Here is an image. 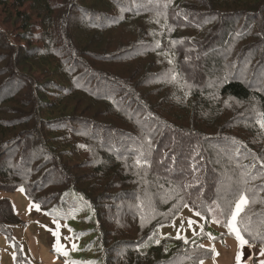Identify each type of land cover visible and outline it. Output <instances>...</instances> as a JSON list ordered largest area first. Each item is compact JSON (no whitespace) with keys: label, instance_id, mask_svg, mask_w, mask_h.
<instances>
[{"label":"trees","instance_id":"obj_1","mask_svg":"<svg viewBox=\"0 0 264 264\" xmlns=\"http://www.w3.org/2000/svg\"><path fill=\"white\" fill-rule=\"evenodd\" d=\"M0 12V192L44 207L61 184V209L94 213L103 264L212 259L205 237L158 231L186 208L226 227L243 192L238 226L264 248V0H0ZM123 27L138 40L107 45ZM160 90L170 110L149 100ZM176 107L202 125H180ZM23 224L0 198L9 244Z\"/></svg>","mask_w":264,"mask_h":264},{"label":"rangeland","instance_id":"obj_2","mask_svg":"<svg viewBox=\"0 0 264 264\" xmlns=\"http://www.w3.org/2000/svg\"><path fill=\"white\" fill-rule=\"evenodd\" d=\"M5 17L6 16L0 12V27L3 31L7 29V23L4 22ZM141 25H143V23ZM146 28L149 29L148 26H146ZM139 35L140 30H136L133 33L132 28L123 27L109 34L107 45L118 44L117 46H119L122 41L123 43L134 42L138 40ZM153 62L155 61L145 59L140 63V66L142 67V69H145ZM160 62L163 63V60H160ZM160 62L156 61L155 63L157 66H159L161 64ZM136 72L137 70L129 71L128 75H134ZM154 87H156L157 90H159L160 88V86L156 85ZM164 95L169 96L167 101L160 100V97ZM150 97V101H153L156 104L160 103L167 110H170L169 107L171 100L168 90H160L159 96L157 98L156 93L153 92L152 94H150ZM188 112L191 111L183 112L180 108H173V113H175L176 116L180 115V117H182L183 119L181 122H179L180 125L184 124L186 127L193 126V124L202 125L200 122H191L190 119L188 120L184 118V116ZM196 114L197 113L194 112L192 115ZM209 117L210 116L208 114L206 123L203 127L205 132L212 133L210 131V123L211 119H213V116H211L210 118ZM4 163L7 164V159L4 161ZM14 164L16 166L19 163L15 162ZM43 173L47 172L44 171ZM54 181L61 183L59 177ZM62 191L63 188L61 184L45 189L43 195H46L45 202L49 201V203L44 207L38 203L31 202L28 199L26 191L24 189L23 191L19 189L15 192L1 191L0 198H6L11 202L16 215L24 223L21 226H24L25 224L30 226L32 225V228H30L29 231L31 233L35 231L39 234L40 242L42 245L52 247L54 244V240H57L58 237V243L62 246L63 251H66L68 253V255L65 256L63 255V252L59 253L56 251L57 254H60L58 255V257L60 258L62 263H64L65 261V263L67 262L68 264H103V249L100 245L99 236H97L96 219L94 213L89 211V209L86 208V205L83 202H79L77 205L71 206L68 211L61 209V206L57 203L58 198L62 194ZM53 194H56L57 197L54 198V200H51L50 196ZM68 201H71V199H69ZM76 201L80 200L76 199ZM63 203L64 201L62 202L61 200L60 204ZM34 204L39 205V210H37V208L33 206ZM55 215L57 216L56 218L54 217ZM58 217L61 218V220H59ZM66 217H70V219H67ZM189 221L192 222L191 225L189 224ZM32 222L35 223L32 224ZM126 227V232L130 235H133V233L130 232L132 226ZM158 233L162 237H170L173 239H177L176 237L179 235L187 239V241H194L198 236L205 237L203 244L211 249L214 248L215 252L214 257L212 259L205 260L204 264H237L236 256L238 253H240L241 248L239 247V243L236 240L235 235L231 234L227 227L217 225L205 216L196 215V212H193L189 208L184 209L181 215L176 218L173 223L161 227ZM209 234H211V238ZM241 234L244 236L245 233L243 230ZM12 235L14 241L18 244L15 243L10 245L8 239L0 233V238L3 240V243L5 245V247H2L3 245H0V263L1 260L4 259L5 262L3 264H35L26 260L28 258L29 260H32V249L28 246H24L25 244H20L15 239L14 233ZM248 236L250 239H252L253 237L250 234H248ZM252 241L255 240L253 239ZM73 245H75V249L73 248ZM252 246H254V248L251 247L250 249H248V253L246 249L243 251L241 264H261V261H264V255L260 254L261 250L264 249L263 246H259L258 244ZM216 253H218V255H216ZM246 256H248L249 258L248 261Z\"/></svg>","mask_w":264,"mask_h":264},{"label":"crops","instance_id":"obj_3","mask_svg":"<svg viewBox=\"0 0 264 264\" xmlns=\"http://www.w3.org/2000/svg\"><path fill=\"white\" fill-rule=\"evenodd\" d=\"M35 222H32V224H34ZM32 228V225H27L25 224L24 226H20L17 227L13 230L14 233V237L15 239L20 243V244H25L24 246H28L29 248L32 249V260L26 259L27 261H30L31 263H35V264H68L67 262L62 263V261L60 260V258L58 257V255L56 253V245L58 243V237L57 240H54V244L52 247L50 246H46V245H42L40 242V237L39 234L35 231H33L32 233L29 231V229ZM0 245H3L2 247H5L3 240L0 238ZM11 245V244H10ZM254 248V246L248 244L245 245L243 249H240V253H243V251L246 249L247 253H248V249L250 248ZM60 253V252H59ZM247 261H248V256H246ZM1 259V256H0ZM241 259H242V255H241ZM5 262L4 259L1 260L0 264H3ZM242 263V261H241ZM246 263V262H244Z\"/></svg>","mask_w":264,"mask_h":264},{"label":"snow or ice","instance_id":"obj_4","mask_svg":"<svg viewBox=\"0 0 264 264\" xmlns=\"http://www.w3.org/2000/svg\"><path fill=\"white\" fill-rule=\"evenodd\" d=\"M169 63H171V61H169ZM172 80H175L176 79V75H173L171 77ZM260 125V127L262 129H264V118H261L257 121ZM150 142V141H149ZM141 163L140 159L137 158V164L139 165ZM21 191H23V189H21ZM249 201L246 197V195L243 193V192H240L238 194V198L235 199L234 201V208L231 207V203L229 205V215H228V218H227V223H226V227L228 228L229 232L231 234H234L235 235V238L236 240L238 241L239 243V247L241 249L244 248L245 245H248L249 241L246 240L244 238V236L241 234L242 233V229L238 226L240 223H242V221H238V217H240V214L244 211L245 207L248 205ZM35 208H37V210H39V205H33ZM221 214H223V210L221 209ZM196 215H200L199 212L196 213ZM191 221H189V224L191 225ZM213 223H216V224H220L221 221L219 219H214L213 220ZM248 229L245 227L243 229V231H247ZM71 231V229H70ZM210 238H211V234H209ZM177 239H184V242L187 243V239L181 237V236H177L176 237ZM214 239V238H213ZM156 243L159 244V240H156ZM201 247H203L201 245ZM73 248L75 249V245H73ZM56 251L57 252H63V255L67 256L68 253L66 251H63V248L62 246L57 243L56 245ZM213 252H215V249L213 248L212 249ZM261 255H264V249L261 250ZM216 255H218V253H216ZM241 255L242 253H238L237 256H236V260H237V264H241ZM199 264H204V261L203 259H201L199 261ZM261 264H264V261H261Z\"/></svg>","mask_w":264,"mask_h":264}]
</instances>
